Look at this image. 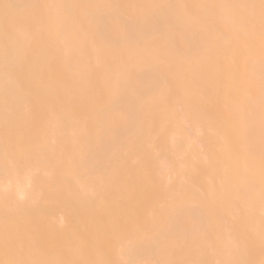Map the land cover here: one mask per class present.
I'll return each mask as SVG.
<instances>
[{
  "label": "bare ground",
  "instance_id": "obj_1",
  "mask_svg": "<svg viewBox=\"0 0 264 264\" xmlns=\"http://www.w3.org/2000/svg\"><path fill=\"white\" fill-rule=\"evenodd\" d=\"M0 264H264V0H0Z\"/></svg>",
  "mask_w": 264,
  "mask_h": 264
}]
</instances>
